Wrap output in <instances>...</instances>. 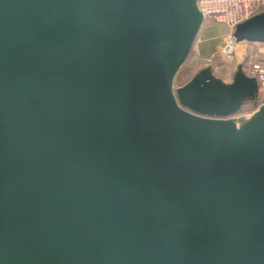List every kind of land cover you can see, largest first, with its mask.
Instances as JSON below:
<instances>
[{"label": "water", "instance_id": "water-1", "mask_svg": "<svg viewBox=\"0 0 264 264\" xmlns=\"http://www.w3.org/2000/svg\"><path fill=\"white\" fill-rule=\"evenodd\" d=\"M197 2L0 0V264H264L256 79L174 83Z\"/></svg>", "mask_w": 264, "mask_h": 264}, {"label": "built area", "instance_id": "built-area-1", "mask_svg": "<svg viewBox=\"0 0 264 264\" xmlns=\"http://www.w3.org/2000/svg\"><path fill=\"white\" fill-rule=\"evenodd\" d=\"M197 5L203 13L204 24L218 23L229 28V32L221 39L218 54L214 55L241 53L243 57L234 65L233 71L240 64L246 75L256 79L257 98L254 106L264 103V42L236 41L233 36V28L237 23L264 10V0H198Z\"/></svg>", "mask_w": 264, "mask_h": 264}, {"label": "rangeland", "instance_id": "rangeland-1", "mask_svg": "<svg viewBox=\"0 0 264 264\" xmlns=\"http://www.w3.org/2000/svg\"><path fill=\"white\" fill-rule=\"evenodd\" d=\"M242 57L243 55L238 53V55L228 56L219 54L214 55L213 58H202L192 51L177 73L174 83L177 86L184 84L194 75V73L207 65H211L214 68V73L218 76L224 79H229L233 74L234 65L239 62Z\"/></svg>", "mask_w": 264, "mask_h": 264}, {"label": "crops", "instance_id": "crops-1", "mask_svg": "<svg viewBox=\"0 0 264 264\" xmlns=\"http://www.w3.org/2000/svg\"><path fill=\"white\" fill-rule=\"evenodd\" d=\"M228 32L229 28L224 24L205 23L197 35L192 51L202 58L212 57L218 53L221 39Z\"/></svg>", "mask_w": 264, "mask_h": 264}, {"label": "trees", "instance_id": "trees-1", "mask_svg": "<svg viewBox=\"0 0 264 264\" xmlns=\"http://www.w3.org/2000/svg\"><path fill=\"white\" fill-rule=\"evenodd\" d=\"M254 105H255L254 102H249V103H247V104L244 105L243 110L244 111H250L251 109H253L255 107Z\"/></svg>", "mask_w": 264, "mask_h": 264}]
</instances>
